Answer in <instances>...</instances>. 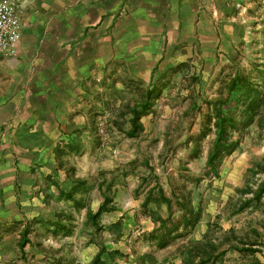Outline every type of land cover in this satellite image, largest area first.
Instances as JSON below:
<instances>
[{
	"label": "rangeland",
	"instance_id": "374dc122",
	"mask_svg": "<svg viewBox=\"0 0 264 264\" xmlns=\"http://www.w3.org/2000/svg\"><path fill=\"white\" fill-rule=\"evenodd\" d=\"M207 8L104 94L68 147L88 205L24 222V264H264V0Z\"/></svg>",
	"mask_w": 264,
	"mask_h": 264
},
{
	"label": "crops",
	"instance_id": "0c3cea01",
	"mask_svg": "<svg viewBox=\"0 0 264 264\" xmlns=\"http://www.w3.org/2000/svg\"><path fill=\"white\" fill-rule=\"evenodd\" d=\"M209 4L19 1L21 43L15 55L0 56V264H24V222L54 221L68 213L58 205L74 200L88 205L71 142L86 140L104 94L121 92L122 77L149 83L171 37Z\"/></svg>",
	"mask_w": 264,
	"mask_h": 264
},
{
	"label": "built area",
	"instance_id": "2783aa9c",
	"mask_svg": "<svg viewBox=\"0 0 264 264\" xmlns=\"http://www.w3.org/2000/svg\"><path fill=\"white\" fill-rule=\"evenodd\" d=\"M20 0H0V56L15 55L22 40Z\"/></svg>",
	"mask_w": 264,
	"mask_h": 264
},
{
	"label": "trees",
	"instance_id": "16d2710c",
	"mask_svg": "<svg viewBox=\"0 0 264 264\" xmlns=\"http://www.w3.org/2000/svg\"><path fill=\"white\" fill-rule=\"evenodd\" d=\"M219 141H220V140H219V138H218L217 144H219Z\"/></svg>",
	"mask_w": 264,
	"mask_h": 264
}]
</instances>
